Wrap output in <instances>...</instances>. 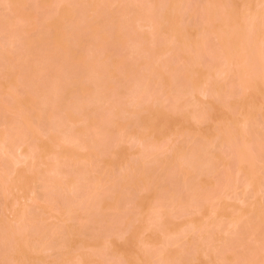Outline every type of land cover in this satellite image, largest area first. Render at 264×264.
<instances>
[{"label": "rangeland", "instance_id": "1", "mask_svg": "<svg viewBox=\"0 0 264 264\" xmlns=\"http://www.w3.org/2000/svg\"><path fill=\"white\" fill-rule=\"evenodd\" d=\"M0 264H264V0H0Z\"/></svg>", "mask_w": 264, "mask_h": 264}]
</instances>
